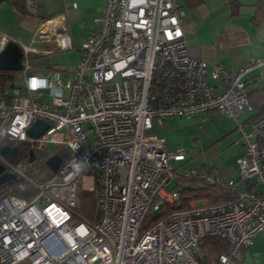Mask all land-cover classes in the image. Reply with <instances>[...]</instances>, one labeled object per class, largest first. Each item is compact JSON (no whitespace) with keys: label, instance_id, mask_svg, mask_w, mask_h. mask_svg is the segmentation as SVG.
Wrapping results in <instances>:
<instances>
[{"label":"built area","instance_id":"1","mask_svg":"<svg viewBox=\"0 0 264 264\" xmlns=\"http://www.w3.org/2000/svg\"><path fill=\"white\" fill-rule=\"evenodd\" d=\"M183 15L179 0H105L66 79L42 76L29 58L40 51L21 46L24 88L0 86V141L37 152L55 145L64 156L49 178L33 180L0 153L5 171L33 189L29 199L0 196V264H200L206 238L228 246L213 264H239V251L264 232V114L245 127L238 123L244 146L239 181L202 169L178 174L172 161L185 155L167 152L161 139L147 134L153 121L162 125L170 117L215 111L235 119L252 110L242 78L253 70L264 78V59L257 58L233 72L214 67L211 77L222 88L207 84L206 63L186 49ZM55 22H43L39 33L52 35L58 50L70 49L64 33L51 31ZM9 41L2 36L0 50ZM36 120L49 128L33 138L28 129ZM185 180L234 198L193 200L146 223L148 215L178 204ZM83 181L94 192V222L75 212Z\"/></svg>","mask_w":264,"mask_h":264},{"label":"crops","instance_id":"2","mask_svg":"<svg viewBox=\"0 0 264 264\" xmlns=\"http://www.w3.org/2000/svg\"><path fill=\"white\" fill-rule=\"evenodd\" d=\"M104 3L105 0H0V39L6 36L21 46L31 40L37 44L35 49L46 54L63 51L57 49L52 35L38 31L43 22L55 19L57 23L51 31L65 34L71 48L64 51H69L76 65L82 57L80 46L94 33ZM179 6L184 12L181 28L186 49L206 63L207 84L222 88L211 77L216 66L233 72L252 59H264V0H179ZM242 80L251 97L252 110L238 113L235 119L215 111L196 115L199 119L193 124L195 128L189 127L197 151L184 161L173 162L175 169H202L224 180L239 181L237 160L244 146L239 142L238 123L245 127L264 114V78L253 70ZM178 123L177 117L167 118L162 125L152 123L151 130L165 137L166 151L173 148L168 135L178 129ZM257 189L262 190V186L257 185ZM239 259V264H264V232L251 246L239 251Z\"/></svg>","mask_w":264,"mask_h":264},{"label":"trees","instance_id":"3","mask_svg":"<svg viewBox=\"0 0 264 264\" xmlns=\"http://www.w3.org/2000/svg\"><path fill=\"white\" fill-rule=\"evenodd\" d=\"M13 73L8 71H0V86L5 90H13L16 87L13 84ZM249 97V101L251 102V97ZM3 146L17 147V154L15 157H7L4 156L10 163L16 165V162L20 160L28 161V152L31 149L29 144L26 143H12L6 140V138H2L0 141V150ZM35 155V161H40L45 164V161L51 157L52 155H58L63 157V151L61 149L56 148L53 151H49L45 149L43 151H35L33 150ZM45 166V171H40V173L36 174L31 172L30 175L35 179H42L45 176H51V172ZM183 186L179 190L180 192V200L176 205H170L164 207L163 210L157 214L148 215L146 219V223L150 224L163 217L165 214L172 212L174 210L187 208L191 201L199 200V199H208L213 203H221L228 201L234 198V195L224 189L218 187H209L201 184L198 181L194 180H185L183 182ZM186 185V186H184ZM11 194L19 198L29 199L33 195V189L23 179L16 178L13 181H10L6 184L0 186V196ZM227 243L219 238H206L201 243V254L199 257L200 264H213L218 255L227 251Z\"/></svg>","mask_w":264,"mask_h":264},{"label":"rangeland","instance_id":"4","mask_svg":"<svg viewBox=\"0 0 264 264\" xmlns=\"http://www.w3.org/2000/svg\"><path fill=\"white\" fill-rule=\"evenodd\" d=\"M25 45L34 48L37 44H34L33 42H31V40H29ZM29 58L32 67L35 70L41 71L42 76H47L50 72H54L55 76H58L62 79H66L68 76L67 74L72 70V68L75 65L73 64L75 58L72 55H69V51H58L50 54H46L43 52L29 53ZM12 82L16 88H24V82L22 81L21 74L19 72H13ZM45 97L46 98L42 99V101L45 103H49V100L47 99L48 97L46 95ZM177 118L179 119L178 129L177 130L174 129V131L170 133V135H168L170 136V140H171V144H173V148L169 150L167 149V152L173 153V152L181 151L186 158L190 156L192 157L194 153H196L197 147L194 144L193 138L191 137V128L189 127V125H192V129H194L195 127L193 126V124L196 121H198L199 118H196V116H193L191 118H186V117H177ZM184 128L186 129L185 131ZM156 133H157L156 129L147 132L148 135H152L161 139L165 144V139H164L165 137L162 136L160 137L156 135ZM47 149L49 151H53L56 149V146L50 145ZM172 164L174 165L173 161ZM16 165L21 171L26 173L27 177L33 180H38V179L32 178V176L30 175L31 172L38 174L40 173V171L46 170L44 166L45 164H43L40 161H34L32 164H30L28 161L20 160L19 162H16ZM187 169H196V168L182 167L177 170V173L181 174ZM49 177L50 176H45L44 178L39 180H45ZM176 182L177 180L173 179L169 183L168 187L169 188L174 187L176 185ZM88 184H89L88 181L87 182L83 181L77 187L75 212L81 218L94 222L98 216L97 204L94 199V192L88 191L86 188Z\"/></svg>","mask_w":264,"mask_h":264},{"label":"water","instance_id":"5","mask_svg":"<svg viewBox=\"0 0 264 264\" xmlns=\"http://www.w3.org/2000/svg\"><path fill=\"white\" fill-rule=\"evenodd\" d=\"M23 57V53L21 50V45L16 43L13 40H10L3 49L0 50V71H8V72H20L21 67V59ZM46 93V91H44ZM12 94H18V91H9L7 96L10 97ZM49 128L48 124L41 120H36L32 124V126L28 129V135L33 138H38ZM0 153L7 157H15L17 154V147L3 146L0 150ZM35 161V155L32 150L28 152V162L32 164ZM61 162V158L58 155H52L45 161L46 167L51 172H56L59 164ZM16 177L13 174H10L5 171V168L0 164V186L6 184L10 181L15 180Z\"/></svg>","mask_w":264,"mask_h":264},{"label":"snow or ice","instance_id":"6","mask_svg":"<svg viewBox=\"0 0 264 264\" xmlns=\"http://www.w3.org/2000/svg\"><path fill=\"white\" fill-rule=\"evenodd\" d=\"M33 86H35V82H33Z\"/></svg>","mask_w":264,"mask_h":264},{"label":"bare ground","instance_id":"7","mask_svg":"<svg viewBox=\"0 0 264 264\" xmlns=\"http://www.w3.org/2000/svg\"><path fill=\"white\" fill-rule=\"evenodd\" d=\"M33 151V150H32Z\"/></svg>","mask_w":264,"mask_h":264}]
</instances>
